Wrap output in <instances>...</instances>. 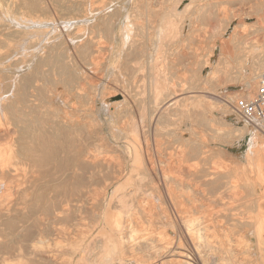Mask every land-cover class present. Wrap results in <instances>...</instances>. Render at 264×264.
<instances>
[{
    "label": "rangeland",
    "instance_id": "374dc122",
    "mask_svg": "<svg viewBox=\"0 0 264 264\" xmlns=\"http://www.w3.org/2000/svg\"><path fill=\"white\" fill-rule=\"evenodd\" d=\"M84 1L85 3L82 4V6H80L75 13H70V11H62L60 13V10H56L49 0H43L41 3L40 1H36V7L30 12L25 7H18L17 9L19 10V13L21 12L24 14L25 18L23 17V19L25 20L29 19L30 17L40 20H42V18L44 19L45 17H51L52 21L58 24L66 19H70V16L77 18L83 16L86 18H93L98 14L101 16L103 14H106V17H108L107 23H111V29L117 28V26L119 25H127L128 23L143 26L144 29L141 30V37H144V39H142L144 40V42L142 43V40H139L143 44V46H139L136 48L139 53H134L133 56L129 57V69L126 72L121 68L122 61L124 60L114 57L116 54L114 50L116 49L113 43H110L109 26H105L104 24H102L98 28L105 30V39L103 41L106 42L107 47L104 49V51L99 54L93 52L87 53L85 55V61H83L81 58L84 55V52H78V55L77 53L75 55L73 54L76 64L75 67L77 66L76 68H74L76 69L75 71L78 72L76 76L79 75L76 87L67 94L61 89H58L60 91L58 92L57 90H54V88L56 87L48 85V89L43 90L42 93H44V95H42L44 109L48 110L49 112L56 111L60 115L67 114L71 116L72 120H76L78 121V123L85 125V127H82V135L87 140L86 144H88L91 153H93V155H95L99 160L105 163L97 166V172L94 176L93 181L91 182L86 200L82 204H80V208H78L77 210H70L68 212V216H70V218L67 220L61 219V221L54 222L49 226L45 225V223V226L43 225L42 228L38 230L40 232L39 234L34 233L33 241H40L43 250H46L51 255L59 258V264H68L65 261L68 260V256L74 255L73 257L76 258L77 255H79L78 251H82L83 247L85 248L86 244L94 245L98 242H103V237L101 235L108 231V227L104 220V214L108 211V213H114L123 218V221H125V225L129 222H132L137 230V233L134 235V237L138 239V237L144 234L147 235L148 233H151L150 235L153 236V238H158L159 235L161 236L163 234L171 236L173 230L169 226L165 225L167 222H175V225H177V227H179L181 219L183 220V218L194 219L196 217L195 219H198L200 220L199 222H202L208 217V210L213 208L212 211L215 214L213 216V220L216 221L218 227L215 228V237L214 239H212V241H214L212 244L219 249L215 248L213 251H208L205 248L202 249V256L204 258V261L206 262L205 264H264V253L259 252L258 254V246L255 242V239L250 236L248 237L247 228L245 229L243 227H240L238 226V223H235V219H245L249 221L250 218H253V215L255 216V214H260L259 212H264V192H261L263 194L258 193L259 198L257 201H255V203L252 202L253 197L248 191L245 192V190L239 188L236 190L234 189L232 191H228V193H226L227 195H222L223 200H221V202L220 200L217 201V198L220 195V191L214 197V200L216 202L209 206L208 202L205 201V193L207 190L206 182L209 180V174H222L228 172V176L232 181L235 182L234 184L240 185L241 175L239 173V167H246V163L248 162L246 160L247 157L245 154L248 138H253V143H259L260 141L264 142V134L258 130L259 128H257V126H255L257 124H255L254 122L250 123L244 121L233 110L234 101L238 98L249 99L248 94L251 92V89H247V91H243L242 93L238 92L236 96L228 94L230 92L227 90V88L230 87L231 83V86H239L238 88L242 87L244 90L246 87L244 82L250 72L249 70L260 66V54L263 53L264 55V51L261 49H256L258 52L255 51L250 41L252 42L253 39L257 37V45H259L258 47H264V32H260L258 33V35H255L248 28V26L256 22L261 24L264 28V0H212V2L211 0H192L193 4L189 5L185 10H182L184 8H180L182 7L180 5V2L183 1L187 4V2L189 3L191 0ZM176 1L179 2L177 3ZM204 4H208V6L204 7L203 9L196 7L198 5ZM106 7L107 9L105 10ZM88 8L90 12L88 11ZM261 9H263V11H261ZM128 10L130 12H128ZM173 11L178 12L177 14L180 13V15H176V13H174ZM122 13H124V15H127L125 17H127L129 21H126L127 18H123L124 15ZM27 16L28 18H26ZM167 16L169 19H167ZM261 17L262 20L260 21ZM61 19L62 21L60 22ZM87 23L88 22L83 24L77 23L76 25L80 24V27H77L75 25L73 27V33L80 32L84 35H89L90 37L95 35L97 32L96 29L92 24ZM161 23L169 25V27L164 28L165 33H163L162 35L161 33L164 29L162 31L160 30V33L158 29L155 28L156 26H163V24ZM242 23L245 24V28L240 33V35L242 36V44L238 45L240 46V48L233 45V48L229 46L228 48L232 52H234L237 48L235 54L232 53L234 55L233 60L228 63H223L221 61V64L218 66L219 68L224 70V73L218 74L217 81H208L207 86L206 84L203 85L202 83H204L205 79H207L211 75L206 74V76H203L204 73H202V75H200L201 78L197 81V83L193 85L192 89V86H190L189 83V78L191 77V75H193V70L196 69L201 74L204 59L205 63L207 61L210 68L212 67L214 69V67L218 65L217 63L220 61V59H222L223 54L219 51L217 58H215V60L211 62V58L209 57V55L212 54L213 47H218L219 44L221 45L222 39H228L226 37L225 39L224 37H222V34L225 32V29L228 26H230L231 24V26H236ZM185 26L187 30H185ZM188 26L190 27L187 28ZM213 27L216 29V31ZM83 28L85 30H82ZM174 29H176L175 32H173ZM166 31L169 33H167ZM3 33L5 35V32H2V34ZM156 34L158 36H155ZM165 36L167 37L165 38ZM3 37L4 36H0L1 42L5 38ZM119 37L120 34H118V38ZM147 38L155 40L154 42L152 40L148 41L146 40ZM215 38L216 40H212ZM157 41H159V43ZM208 41L210 43H208ZM156 48H158V50ZM252 49L255 53H253ZM159 51L160 53H158ZM248 52L250 53V55ZM150 55H153L154 57H150ZM135 56H139L138 58L140 59L136 58ZM245 57H247V59ZM250 58L252 60H250ZM150 61L151 65L153 64L152 66H149ZM139 62L141 63L139 64ZM93 63L95 66L93 65ZM134 63H136L137 65ZM243 63L244 66L242 65ZM245 63L248 65L250 64L249 66H251L252 68H249V66ZM242 66L244 67V69ZM138 67L140 68V73L137 71ZM77 68H80V71ZM108 68L111 70H108ZM152 68L153 72L151 71ZM225 68H227L226 71ZM213 69H211V71ZM150 71L154 73V75ZM262 72H264V69L262 70ZM150 75L152 76L150 77ZM242 75L245 77H243ZM153 77H155V79ZM153 79L156 81H154ZM0 82L4 83V80L0 79ZM154 82H156V84ZM159 82L161 83V85ZM241 83H243L244 85H242ZM215 86L222 88L218 96H215V93L211 90ZM198 87H207V90L197 89ZM257 87L258 85H256V88L254 90L255 93ZM158 88H162V90H159ZM183 88L186 90V92H184L185 90ZM153 89L156 90L157 93H154ZM157 90L160 91L159 94V91ZM204 92H207L209 94ZM71 93L73 94L74 98ZM153 93L155 98L157 96L159 98L157 97L158 99H155L153 97ZM114 95L118 96L115 102H112L113 100L110 102L107 101V105L111 103H117V105L115 106L116 110H118L117 116L113 119L114 123L111 125V127L109 125H106V122L108 121V118H106L107 113L103 111L104 109L101 102L103 103L104 101H106L105 99H108V97L111 98ZM52 97L53 99L54 97H56L57 100L53 101ZM60 97L62 99L63 97L65 99L67 97L68 103L66 102L64 104L62 102L60 104L62 100ZM81 99L82 101H80ZM154 100L157 101L154 102ZM85 101H87L89 104H83L85 103ZM198 101H200L202 104L196 105V102ZM80 102L82 103V105L80 104ZM120 103L124 104L121 105ZM153 103L157 104L154 105ZM216 103H218L217 107L210 106V104L216 105ZM118 104L120 107L118 106ZM80 105L81 107H79ZM88 108H90L91 110L89 114H87ZM108 108L110 109L109 105ZM218 108L224 109V112H218L220 110ZM141 109L144 114L140 111ZM155 109L157 111V117L159 119L156 117L157 121H151L150 113L154 112ZM140 112L143 116L140 114ZM158 114L160 115L158 116ZM144 116L145 118L143 119L142 117ZM76 117H78L79 119ZM138 117L141 118L139 119ZM161 118L163 119L161 120ZM139 120L141 121L140 123ZM133 123L136 126H134ZM243 124L246 126L243 127ZM187 125L190 126L187 127ZM113 129L115 130V132ZM116 129L119 130L117 131ZM112 130L114 133H111ZM134 130H137L138 132V139L140 141L146 142L149 157L154 162L156 160L155 163L158 165V168L161 166L159 168L160 172L168 176V189L172 191L175 196L174 202H172L171 199H168V194L165 195V193L167 192L165 189L162 190V194V192H159L155 186L148 182L147 178H140V175L138 176V174L134 171L131 177V182H129V184L127 185H124L123 187L125 188V191L122 188V190H118L119 193L118 191H116L115 193L112 192L114 188L118 186V184H122V182H125L126 178L129 175V172L133 169V163L131 159V139L136 135V133H134ZM242 130L244 133L243 135H240L242 134ZM229 131H231L232 133H230ZM236 132H239V134ZM113 134H116V136ZM193 134H195V136ZM119 135L121 137H119ZM256 136H258V138ZM117 137H119V139ZM221 144L227 146L225 152L220 147ZM50 146H48V152L50 153L51 157H53V161H50L49 164L46 165V169H54V171L57 172L60 167L59 163L65 160V153L63 151L68 152L69 146L63 141V139H60L54 146ZM52 147H54V149ZM225 154L227 155L228 159ZM251 165L253 166V168ZM251 165L247 166L248 169L244 168L246 172L248 170L247 173L245 172V175L250 179H256V168L254 171L255 165ZM117 168H121V170L123 171L124 174L122 176H116L112 174L111 171ZM250 169L253 171L251 172ZM230 172L231 174H229ZM54 174L55 176L58 175L57 173ZM241 174L243 173L241 172ZM237 177H239L238 180H236ZM140 179H143L141 180L142 182H139ZM154 181L157 185V183H159V177ZM25 182L26 180L19 177L18 181L16 183H11L8 188L6 187V185L4 186V189L2 187L0 193L3 191L10 192L13 195V199H15L17 196V191H19V189L23 186H26ZM17 183L19 184V186L16 185ZM45 184H47V182L46 178L44 177H40V179L36 181V185L39 187L44 186ZM73 184L74 182L71 180H68L65 183L62 181L60 182L59 178V181L56 182L54 186L56 187L57 191H61L63 189L70 190V187L73 186ZM138 187H140L141 190H137L136 194L135 189H137ZM51 190L52 189L49 187H44L41 190V193L46 195ZM30 191L31 190H28L26 193L28 196L30 194ZM126 191L130 194V196H128L129 194H127ZM111 194L113 195L112 198ZM123 198L124 201H122ZM135 198L144 199L145 204H147L145 213H142L134 204H132V200H134ZM117 199L121 200L122 202L117 201ZM127 207L130 208L129 211H126L128 209ZM250 209L252 210V212ZM253 212L255 213L253 214ZM248 240H250L251 242ZM216 242H219L220 245ZM71 246L72 248H70ZM74 247L76 252L73 249ZM145 253L146 252L144 251L141 254ZM27 258L28 261L32 264H42L41 262L37 263L35 260H32L31 256L27 255Z\"/></svg>",
    "mask_w": 264,
    "mask_h": 264
},
{
    "label": "bare ground",
    "instance_id": "6f19581e",
    "mask_svg": "<svg viewBox=\"0 0 264 264\" xmlns=\"http://www.w3.org/2000/svg\"><path fill=\"white\" fill-rule=\"evenodd\" d=\"M36 1H40L41 3L43 0H0V29L2 32H5V35H4V33L2 34V32L0 31V36L5 37V38L3 37L4 40L2 42L0 39V79L4 80V83L0 82V190L2 187L4 189L5 185L8 188L11 183H14V182L16 183L19 177L26 180L25 182L26 186H23L22 188L19 189V191H17V196L15 199H13V195L10 192L3 191L0 193V264H32L31 262L28 261L27 255L31 256L32 260H35L37 263L41 262L42 264H59L58 262L59 258L55 257L54 255H51L48 251L43 250L42 245L40 244V241L39 242L33 241L34 233L39 234L40 232L38 230L42 228V226L45 223H46L45 225L49 226L54 222L61 221V219H66V220L69 219L70 216H68V212L74 209L77 210L78 208H80V204H82L86 200V196L91 186V182L93 181L94 176L97 172V166L105 163L99 160L95 155H93V153H91L90 151L88 144H86L87 140L82 135V130H83L82 127H85V125L78 123V121L76 120H72L71 116L67 114L60 115L56 111L49 112L48 110L44 109V106H43L44 93H42L43 90H47L48 89L47 85H48V86L56 87L54 88V90H57L58 92H60L58 89H61L63 90V92L67 94V93H70L76 87L79 75L76 76L78 72L75 71L76 70L75 68L77 66L75 67L76 64H75L74 55L76 53L78 55V52H81V51L82 53L84 52V55L81 58L83 61H85V55L87 53L93 52V53L99 54L104 51V49L107 47L106 42L103 41L105 39L104 37L105 30L98 28L102 24H104L105 26H109L110 43L112 42L116 49V50L113 49L116 53L114 57L124 60L122 61L121 68L126 72L129 69L128 67V62L130 60L129 57L133 56L134 53H139L136 50V48L139 46H143L142 43L144 42V40H142L144 39V37H141L142 36L141 30L144 29L143 26L133 24V23H128L127 25L126 24L119 25L117 26V28L111 29L110 28L111 23H107L108 17H106L107 16L106 14L105 15L103 14L102 16L98 14L93 18H86L84 16L77 18V17L70 16V19L68 20L66 19L62 21L61 19L60 22L61 21L62 22L60 24L52 21L51 17L46 18L45 16H44L45 18L44 19L42 18V20L37 19V18L34 19L31 17L26 20L23 19L24 14L21 12L19 13V10L17 8L25 7L30 12L36 7V4H35ZM49 1L55 7L56 10H60L59 11L60 13L62 11H70V13H75L76 10L80 6H82V4L85 3L84 0H49ZM2 3L4 7L2 6ZM180 3H181L180 5L182 6L180 8H184L182 10H185L189 5L193 4L192 0L189 3L187 2V4L184 3L183 1ZM206 6H208V4L198 5L196 7L203 9ZM86 9H87V1H86ZM106 9L107 7L105 8V10ZM88 11H89V8H88ZM110 11H111V8H110ZM261 11H263V9H261ZM128 12L130 11L128 10ZM181 12H184V11H181ZM174 13H176V15L178 16L180 15V13L177 14L178 12H174ZM122 14L124 15V13ZM125 16L127 15H124L123 18ZM26 18H28V16ZM167 19H169L168 16H167ZM248 19H249V16H248ZM261 20H262V17L260 21ZM126 21H129L128 18ZM86 22L94 26V28L97 31L95 35L90 37L89 35L87 36L86 34L84 35L83 33H80V32L73 33V30H74L73 27L77 23L83 24ZM250 23H253V22H250ZM79 25H76V26L78 27ZM231 25L228 26L225 29V32L222 34V37H224V39L225 37L228 39L227 40L222 39L221 45L219 44L218 47L217 46L213 47L212 54L209 55V57L211 58L210 61L213 62L215 58H217V55L219 54V51H220V53L223 54L222 59H220V61L217 63L218 65H216L214 69L212 67L210 68L209 63L207 61L205 63V59H204V64H203V68L201 69V74L196 69H194L192 72L193 75H191V77L189 78L190 80L189 83H190V86H192V89H193V85L197 83V81L201 78L200 75H202V73H204L203 76H206V74L211 75L208 78L206 77L207 79H205L204 83H202L203 85L206 84L207 86L208 81H217L218 74L224 73V70L218 67L221 64V61L223 63H228L233 60V56H234L233 54H235V51L237 48L235 49L234 52H232L230 51L228 47L230 46L231 48H233L232 47L233 45L235 47L237 46L240 48V46H238L242 44V36L240 35V33L245 28V24L242 23L236 26H231ZM167 27H169L168 24L166 25L163 24V26H158V27L156 26L155 28H157L158 31L160 32V30L162 31L164 28H167ZM189 27L190 26H188L187 28ZM248 28L255 35L256 34L258 35V33L260 32H264V28L262 27V25L256 22H254L252 25H249ZM85 29L83 28L82 30H85ZM175 30L176 29H174L173 32H175ZM185 30H187L186 26H185ZM214 30L216 31L215 28ZM163 33H165V29L162 31L161 35ZM118 34H120L119 38H118ZM155 36H158V35L156 34ZM166 37L167 36H165V38ZM140 39L142 40L141 41L142 43L139 41ZM157 39H161V38H157ZM146 40L148 41L152 40L154 42L155 39L153 40V39L147 38ZM212 40H216V38ZM157 42L159 43V41ZM208 43L210 42L208 41ZM250 43L254 47L255 51H257L256 49H261L264 51V47L262 48L261 46L260 48L258 47L259 45H257V37H255L252 42L250 41ZM158 48L156 49L158 50ZM254 50L252 49L253 53H255ZM158 53H160V51ZM261 54L263 55V53ZM261 54H260L261 56L260 66L249 70L250 72L248 71L249 74L248 76L246 75L247 78L245 82L243 81L246 86L245 89L243 90L242 87L238 88L239 86L238 87L231 86L232 84L231 83L230 87L227 88V90L230 92L228 94L236 96L238 92L242 93L243 91H247V89H251V92L248 94V98H252L255 95L254 90L256 88V85H258L259 83L260 75L263 73L262 70L264 69V55L262 56ZM152 56L150 55V57ZM245 58L247 59V57ZM250 60L252 59L250 58ZM140 63L141 62H139V64ZM152 65L150 61L149 66H152ZM242 65L244 66V63ZM250 67L251 66H249V68ZM77 69H79L80 71V68H77ZM139 69L140 68L138 67V70H137L138 72L140 71ZM211 69L213 70L211 71ZM108 70H111V69L108 68ZM226 70L227 68H225V71ZM151 71L153 72V68ZM152 74L154 75V73ZM151 76L152 75H150V77ZM153 78L155 79V77ZM154 83L156 84V82ZM241 84L244 85L243 83ZM160 89L162 90V88ZM197 89L207 90V87L206 88L198 87ZM211 90L215 93V96H218L222 88L215 86ZM153 92L155 93L156 90H154ZM184 92H186V90ZM154 93H153V97H154ZM159 93L160 91L158 92V94ZM204 93H207V92H204ZM84 96H81V97H84ZM157 97L156 98L154 97V98L158 99L159 97L158 98ZM117 98L118 96L114 95L111 98L108 97V99H105L106 101H104L103 103L100 101L104 109L103 111L107 113L106 118H108L107 119L108 121L106 122V125L111 126L114 123L113 119L117 116V111H118L116 110V107H115L117 103L108 104L110 107L109 109L107 105V101L110 102L113 100L112 102H115ZM82 99L80 101H82ZM52 100L56 101L57 99L56 97H54V99L52 97ZM156 101L154 100V102ZM62 102L65 104L67 102V97L66 99L63 97L60 104ZM196 103H197L196 105L202 104L200 101ZM80 104L82 105L81 102ZM83 104L88 105L89 103L85 101V103ZM217 104L218 103H216V105L210 104V106L217 107L218 106ZM81 105L79 107H81ZM90 111H91L90 108H88L87 114H89ZM140 111L142 112V109ZM144 111H147V110H144ZM218 112L222 113L224 112V109H220ZM160 114H158V116ZM150 116H151V121L156 120V117H157L156 109L154 110V112L150 113ZM142 118L144 119L145 116ZM162 119L163 118H161V120ZM140 122L141 121L139 120V123ZM189 126L187 125V127ZM242 126L244 127L246 125L243 124ZM113 130L111 133L115 132V130L114 132ZM116 130L118 131L119 129H116ZM134 131H135L134 133H136L135 135L136 137L134 136V133H133L134 137L131 139L132 140L131 141V147H132L131 159L133 163L132 165L133 169L129 172V175L126 174L128 175V177L126 178L125 182H122V184H118L117 187L115 186L116 188H114L112 192L115 193L119 189L122 190L124 185H127L129 184V182H131V177L133 173L136 172L138 176L140 175V178H144V179L147 178L148 182L152 184L153 186H155L159 192H162V194H163L162 190L165 189L167 191L165 195L168 194V199L169 200L171 199V201L174 202L175 196L172 193V191L168 189V184H167L168 176L160 172L159 168L161 166L158 168V165L155 163L156 160L154 162L149 157L146 142L140 141L137 137V133H138L137 130H134ZM229 132L232 133L231 131ZM236 133L239 134V132H236ZM243 133L244 132L242 130V134L240 135H243ZM113 135L116 136V134H113ZM193 135L195 136V134ZM119 137L121 136L119 135ZM119 137L117 138L119 139ZM256 137L258 138V136ZM60 139H63V141L69 146V150L68 152L63 151L65 153L64 154L65 160L59 163L60 167L56 172L54 171V169L53 170L49 168L46 169V165H48L50 161H53L52 160L53 157H51L50 153L48 152L49 151L48 146L50 145L54 146ZM252 139L253 138L251 137L248 138V143L246 144L247 149L245 151V154L247 157L246 160L248 161L246 165L247 166L251 164L255 165L254 171L256 168V173H255L257 175V177L255 175L256 179L254 178H253L254 180L250 179L248 176L245 175L246 171L244 170V168L248 169L247 166L243 168L239 167L240 168L239 173L241 175L240 185L234 184L235 182L230 179V177L228 176V172L222 173V174H218V173L209 174L208 176L209 180L206 182L207 190L205 193V201L208 202L209 206L213 204L214 202H216L214 200V197L219 191H220L219 193L220 195L217 198V201L220 200L221 202V200H223L222 195H225L226 193H228V191H232L234 189L236 190L239 188V189L245 190V192L248 191L250 195L253 197L252 202L254 203L259 198L258 193L264 192V142L260 141L259 143H255V142L253 143ZM254 141H255V138H254ZM114 142H111V143H114ZM220 147L225 152V149L227 146L221 144ZM52 148L54 149V147ZM238 169H237V172H238ZM252 171L253 170H251V172ZM111 172L113 175H116V176H122L124 174L121 168H117L115 170H112ZM241 172L243 174H241ZM54 173H57L58 175L55 176ZM229 174H231V172ZM40 177L46 178L47 184L39 187L36 185V181H38ZM158 177H159V183H157L156 185L154 180ZM239 177H237L236 180H238ZM59 178H60V182L62 181L65 183L68 180H71L74 182L73 186L70 187V190L68 189H63L61 191L56 190V187L54 185L56 182L59 181ZM235 178H236V175H235ZM141 180L143 179H140L139 182ZM16 185L19 186L18 183ZM44 187H49L52 190L48 192L46 195H44L43 193H41V190ZM123 189L125 191V188ZM28 190H31L29 196L26 194ZM137 190H141V188L138 187L137 189H135V192ZM128 196H130V194ZM112 197L113 195L111 196V198ZM117 201H121V200L117 199ZM122 201H124V198ZM132 204H134L142 213H145L147 204H145L144 199L135 198L134 200H132ZM129 210L130 208H128L126 211H129ZM212 210L213 208L208 210V217L202 222H199L200 220L195 219L196 217L194 219H187V218L186 219L183 218V220L181 219L179 227L175 225V222L174 223L167 222L165 225L169 226L173 230V233L171 236L163 234L161 236L159 235L158 238H153V236L150 235L151 233L150 234L148 233L147 235L144 234L138 237V239L134 237V235L137 233V230L132 222H129L125 225V221H123V218H121L119 215H116L114 213H108L109 211L108 212L105 211L106 213L104 214L105 216L104 220L108 227V231H106L105 233L101 235L103 237V242H98L94 245L86 244L85 248L83 247L82 251H78L79 255H77L76 258L73 257L74 255L73 256L69 255L68 260H65V261L68 264H205L206 262L204 261V258L202 256V249L205 248L208 251H213L215 248H218L212 244L214 242L212 241V239H214L215 237L214 235L215 228L218 227L216 221L213 220L214 219L213 216L215 214L213 213ZM254 213L255 212H253V214ZM259 213L260 214L258 215L256 214L255 216L253 215L252 216L253 218H250L251 217L250 215L249 221L245 219H235V223H238V226L243 227L245 229L247 228L248 237L250 236L255 239V242L257 243V246H258V254L259 252L264 253V212H259ZM216 243L219 244V242H216ZM37 244L40 246H38ZM80 247H81V244H80ZM70 248H72V246ZM73 249L75 250V247ZM144 251L146 253L141 254Z\"/></svg>",
    "mask_w": 264,
    "mask_h": 264
},
{
    "label": "built area",
    "instance_id": "2783aa9c",
    "mask_svg": "<svg viewBox=\"0 0 264 264\" xmlns=\"http://www.w3.org/2000/svg\"><path fill=\"white\" fill-rule=\"evenodd\" d=\"M233 110L244 121L257 124L258 130L264 134V72L260 75L255 95L249 99H236Z\"/></svg>",
    "mask_w": 264,
    "mask_h": 264
}]
</instances>
